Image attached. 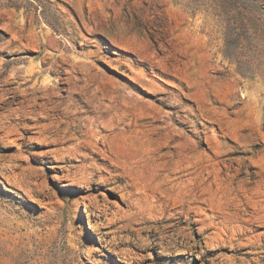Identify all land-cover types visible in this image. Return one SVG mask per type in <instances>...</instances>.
<instances>
[{"label":"rangeland","instance_id":"obj_1","mask_svg":"<svg viewBox=\"0 0 264 264\" xmlns=\"http://www.w3.org/2000/svg\"><path fill=\"white\" fill-rule=\"evenodd\" d=\"M222 2L0 0V264H264V0Z\"/></svg>","mask_w":264,"mask_h":264},{"label":"trees","instance_id":"obj_2","mask_svg":"<svg viewBox=\"0 0 264 264\" xmlns=\"http://www.w3.org/2000/svg\"><path fill=\"white\" fill-rule=\"evenodd\" d=\"M221 4L224 7V9H226V11H229L230 8L234 6L239 7L240 9L246 8L247 0H239V2L238 0H223Z\"/></svg>","mask_w":264,"mask_h":264}]
</instances>
